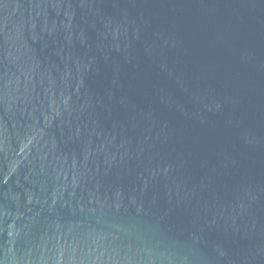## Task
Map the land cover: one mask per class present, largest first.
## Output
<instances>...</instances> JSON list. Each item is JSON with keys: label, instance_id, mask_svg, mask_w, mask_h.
Instances as JSON below:
<instances>
[{"label": "water", "instance_id": "1", "mask_svg": "<svg viewBox=\"0 0 264 264\" xmlns=\"http://www.w3.org/2000/svg\"><path fill=\"white\" fill-rule=\"evenodd\" d=\"M0 264H264V0H0Z\"/></svg>", "mask_w": 264, "mask_h": 264}]
</instances>
